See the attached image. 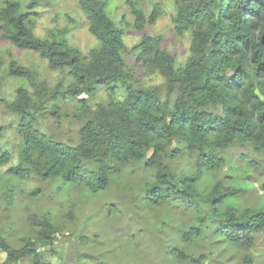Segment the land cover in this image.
Wrapping results in <instances>:
<instances>
[{
    "label": "clouds",
    "instance_id": "9594fccd",
    "mask_svg": "<svg viewBox=\"0 0 264 264\" xmlns=\"http://www.w3.org/2000/svg\"><path fill=\"white\" fill-rule=\"evenodd\" d=\"M0 264H264V0H0Z\"/></svg>",
    "mask_w": 264,
    "mask_h": 264
}]
</instances>
